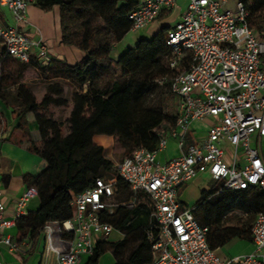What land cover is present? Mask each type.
<instances>
[{
  "label": "built area",
  "instance_id": "obj_1",
  "mask_svg": "<svg viewBox=\"0 0 264 264\" xmlns=\"http://www.w3.org/2000/svg\"><path fill=\"white\" fill-rule=\"evenodd\" d=\"M177 1L142 0L128 14L132 30L146 28ZM231 1L189 0L181 20L168 30L171 67L189 58L171 83L180 100L176 124L162 134L158 148H136L115 163L113 176L97 177L92 187L74 195L71 219L45 225L46 252L55 253L58 264H80L92 255L97 237L114 230L103 214L121 204L131 207L142 196L154 219L146 230L153 252L147 264H264V211L252 226L253 250L223 258L208 242L209 227L200 224L194 207L180 199L182 187L203 172L221 184L217 193L253 188L264 192V30L249 25L242 0L230 7ZM31 4L34 0H0L14 21L5 26L0 20V48L16 60L45 66L52 59L47 46L24 30ZM205 119L213 120L206 133L186 144L192 124ZM169 138L178 141L181 154L160 162L158 153ZM119 177L133 192L129 201L116 200ZM37 194L36 187H28L11 218L0 202V244L11 251L21 246L5 230L17 226Z\"/></svg>",
  "mask_w": 264,
  "mask_h": 264
},
{
  "label": "trees",
  "instance_id": "obj_2",
  "mask_svg": "<svg viewBox=\"0 0 264 264\" xmlns=\"http://www.w3.org/2000/svg\"><path fill=\"white\" fill-rule=\"evenodd\" d=\"M242 1L249 11V25L264 30V0ZM34 4L43 10L58 5L61 42L85 52L75 64L52 58L48 65L38 66L16 60L0 48V98L5 96L3 88L10 78L5 65L11 59L19 64V79L27 66H33L47 82L43 97L38 99L31 84L20 81L17 89L20 105L15 111L21 127L28 126L23 117L32 112L41 136L40 143H33V151L45 166L28 180L29 187L37 188L40 206L17 221L19 240L31 232L36 242L46 224L63 223L73 217L74 195L92 187L97 177L110 176L108 173L115 170V163L105 155L104 147L94 142L95 135L117 137L127 155L139 147L158 148L162 134L172 129L177 119L171 105V100L177 97L171 88L172 78L189 58L179 67H171L172 49L167 43L170 24L163 25L149 38H140L119 57L112 55L115 45L133 27L128 14L138 7V0H34ZM162 78L165 80L160 83ZM65 83L72 85L71 98L66 95ZM70 103L67 121L48 114L52 105ZM1 119L0 112V122ZM219 185L202 190L193 210L199 223L209 227L210 246L217 249L238 238L252 241L251 219L232 226L221 223L235 210L256 217L264 211V192L253 188L224 189L217 193ZM117 188V201L131 199L133 192L120 177ZM103 220L124 237L115 243L98 241L87 264H98L108 249H113L118 264H137L136 256L141 260L139 264L152 261L146 230L154 219L145 196L131 207L121 204L114 213L105 212Z\"/></svg>",
  "mask_w": 264,
  "mask_h": 264
},
{
  "label": "crops",
  "instance_id": "obj_3",
  "mask_svg": "<svg viewBox=\"0 0 264 264\" xmlns=\"http://www.w3.org/2000/svg\"><path fill=\"white\" fill-rule=\"evenodd\" d=\"M139 4L142 0H138ZM189 0H178L177 4L169 9L164 10L157 20L152 22L146 28L138 31L130 30L124 38L115 45L114 50L117 49L118 56L123 53L127 47L122 46V42L129 38L136 44L140 38L153 36L163 25L170 24L174 26L181 20L183 13L187 9ZM138 4V5H139ZM0 20L5 26L12 25L13 15L9 8L0 5ZM25 32L33 39H41L47 46L48 52L52 58L75 64L81 60L85 52L72 45H64L61 42V28H60V10L59 6L55 5L51 10H43L35 4H31L28 9V23L24 26ZM113 50V51H114ZM5 71L8 72L10 78L4 86L5 96L0 98V112L2 119L0 122V202L6 206V215L11 218L13 216L16 202L18 198L29 187V178L37 175L45 166L42 158L33 151V143H40L41 136L35 122V117L32 112H28L24 120H27L28 126L21 127L20 118L17 113L20 105L18 97V85L20 81L31 83L32 76L38 78V70L33 66H27L23 70V76L19 79L20 67L17 61L11 59L5 65ZM44 83H47L43 81ZM32 86V85H31ZM33 92L37 96L36 91L32 87ZM178 98V97H177ZM179 106H180V100ZM178 106V111L180 107ZM178 115V113H177ZM212 119H205L203 121H196L187 132L186 143H194L197 138L203 136L212 124ZM209 123V124H206ZM96 144L107 147L112 142V136L97 134L93 137ZM181 154V149L178 141L175 138H169L166 147L158 153L157 159L160 162H166ZM212 178L207 172L198 174L195 178L186 183L180 192L181 201L188 205L195 207L190 200L187 199V194L193 192V187L196 186L201 194L202 190H209L211 187L206 186V183H201L200 178ZM206 179V182H207ZM192 201V199H191ZM40 206V198L38 195L32 197L27 204V211H35ZM117 209V208H116ZM114 210V212L116 211ZM113 212V213H114ZM7 234L20 244L19 251H11L7 246L0 244V262L2 264H58L55 253L46 252V238L43 231L36 242L34 235L29 232L27 236L19 240L20 231L17 226L7 228ZM124 234L114 228V230L105 237L98 236V241H107L115 243L121 240ZM251 242L253 250V242ZM34 245V250L31 252L30 248ZM248 251V252H249ZM153 258V252L148 254ZM127 257V255L125 256ZM89 256H84L80 264H87ZM139 257H134V262L140 263ZM98 264H118L116 255L113 249H108L99 258Z\"/></svg>",
  "mask_w": 264,
  "mask_h": 264
},
{
  "label": "rangeland",
  "instance_id": "obj_4",
  "mask_svg": "<svg viewBox=\"0 0 264 264\" xmlns=\"http://www.w3.org/2000/svg\"><path fill=\"white\" fill-rule=\"evenodd\" d=\"M234 3H235V0H232L228 6L232 7V6H234ZM120 4H121V1L119 2V5ZM121 45L125 46L127 48H130V47H134L135 43H134V41H131V40H129V38H127L122 42ZM117 52H119V51L117 49H115L112 52V55L114 57L118 56ZM37 77L38 78H34L32 76V78H31L32 80H31L30 84L34 88V91H36L37 98L41 99L44 95V92H45L46 83L43 82L45 80L41 78L39 72H38ZM65 89H66V93H67L66 95L69 98H71L72 91H73L72 85L70 83H65ZM171 105L173 107L172 111L175 114H177L179 112L178 111L179 101H178L177 97H174L171 100ZM71 108H72V103H70L67 106H54V105H52L49 108L48 114H51L57 120L67 121V119L70 116ZM206 124H209V123L206 122ZM65 130L66 131L68 130V124H66ZM186 144H188V143H186ZM104 149H105V155L109 159H111L114 163L121 161L124 157L127 156V154L125 153V150H124L123 146L121 145L120 141L118 140L117 137H114V136H112V142L106 148L104 147ZM263 150H264V145H263ZM108 174L110 176H113V174H115V170L113 169ZM206 179H207V177L204 176V178L201 177L199 180L201 183H206V186H208V187H213L219 183L218 180L213 179V178L207 179V182H206ZM192 191L193 192H191V195H190V193L187 194V199L190 200V202L192 204H195L199 200L201 194L199 192V189L196 186L193 187ZM191 199H192V201H191ZM247 219H251L252 224H253V221L255 219V214L250 213L249 215H247L242 210H235L226 216L225 220L221 223V225L222 226L237 225L240 222L244 223ZM251 248H252V245H251V242L249 240H244V239L238 238V239H233L228 244L217 248L216 252L218 255L222 256L223 258H228L231 256L246 253Z\"/></svg>",
  "mask_w": 264,
  "mask_h": 264
}]
</instances>
